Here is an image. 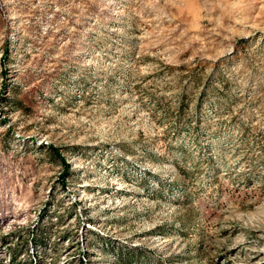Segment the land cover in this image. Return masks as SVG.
<instances>
[{
  "label": "rangeland",
  "instance_id": "obj_1",
  "mask_svg": "<svg viewBox=\"0 0 264 264\" xmlns=\"http://www.w3.org/2000/svg\"><path fill=\"white\" fill-rule=\"evenodd\" d=\"M0 264H264V0H0Z\"/></svg>",
  "mask_w": 264,
  "mask_h": 264
},
{
  "label": "trees",
  "instance_id": "obj_2",
  "mask_svg": "<svg viewBox=\"0 0 264 264\" xmlns=\"http://www.w3.org/2000/svg\"><path fill=\"white\" fill-rule=\"evenodd\" d=\"M63 163H64V165H65V174L63 175V177L68 173V171H69V164H68V162L66 161V160H63Z\"/></svg>",
  "mask_w": 264,
  "mask_h": 264
}]
</instances>
